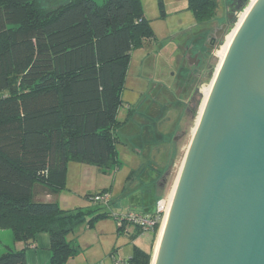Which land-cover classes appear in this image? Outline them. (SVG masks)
Returning a JSON list of instances; mask_svg holds the SVG:
<instances>
[{
	"label": "trees",
	"instance_id": "1",
	"mask_svg": "<svg viewBox=\"0 0 264 264\" xmlns=\"http://www.w3.org/2000/svg\"><path fill=\"white\" fill-rule=\"evenodd\" d=\"M137 2L67 0L44 9L36 0H0V230L23 244L1 252L0 264H27L25 252L39 232L49 236L48 264H65L79 248L67 239L76 224L123 215L34 197L64 189L71 160L117 165L123 77L134 43L148 31ZM214 6L204 0L195 9L188 0L198 20ZM142 233L135 227L132 235ZM149 260L150 251L134 245L118 264Z\"/></svg>",
	"mask_w": 264,
	"mask_h": 264
},
{
	"label": "water",
	"instance_id": "2",
	"mask_svg": "<svg viewBox=\"0 0 264 264\" xmlns=\"http://www.w3.org/2000/svg\"><path fill=\"white\" fill-rule=\"evenodd\" d=\"M214 71L151 264H264V0Z\"/></svg>",
	"mask_w": 264,
	"mask_h": 264
},
{
	"label": "rangeland",
	"instance_id": "3",
	"mask_svg": "<svg viewBox=\"0 0 264 264\" xmlns=\"http://www.w3.org/2000/svg\"><path fill=\"white\" fill-rule=\"evenodd\" d=\"M36 1L41 8L53 9L67 0ZM95 1L102 3L104 0ZM136 10L142 15L148 31L134 43L123 77L122 103L116 115V120L121 124L116 131L117 165L114 163L109 168H98L78 160L69 161L66 187L53 194V198L59 206L69 209H110L121 214L128 210L150 212L161 208L160 221L153 232L136 237L132 235L133 225L127 224L125 229L118 230L113 218H100L91 225L87 224V220L82 221L67 234V239L76 240L79 248L65 264H111L113 257L128 258L134 245L150 251L151 264L164 205L197 121L204 99L203 88L210 83L214 73L213 70L209 81L200 85L196 96L199 103L196 112L194 104L192 115L186 113L184 104L163 106L165 100L171 99L168 96L163 98L161 92L165 89L162 83L171 82L172 63L177 52L175 48L195 30L198 22L188 8V0H138ZM229 34L224 36V42ZM219 48L215 50L212 60L214 69L219 62ZM153 88L158 91L157 96ZM147 93H150V97L142 101ZM154 97L159 104L152 101ZM129 107L134 111L133 116H129ZM152 113L158 116L153 118ZM175 136L177 138L173 139ZM99 194L108 195L109 208L104 207L106 203L97 202L95 197ZM36 197L46 198L38 194Z\"/></svg>",
	"mask_w": 264,
	"mask_h": 264
},
{
	"label": "flooded vegetation",
	"instance_id": "4",
	"mask_svg": "<svg viewBox=\"0 0 264 264\" xmlns=\"http://www.w3.org/2000/svg\"><path fill=\"white\" fill-rule=\"evenodd\" d=\"M202 1L204 0H195V9L202 4ZM210 1L216 3V6L210 11H202L198 14L199 17H197L200 20L196 19L198 23L195 25V30L179 47L175 48L177 52L176 55L174 54V63H172L170 84L162 83L165 87L161 92L163 98L167 96L171 98L170 101L165 100L162 105L184 104V109L186 113H190L189 115L194 112V104L196 112L199 103L196 96L200 85L209 81L208 79L212 76L214 70L212 60L215 57V50L220 47L221 43H224V36L229 29L233 28L239 13L244 10L245 4L250 0ZM155 91L156 96L158 91ZM155 99L156 97L152 98V101ZM176 138V136L173 137V139Z\"/></svg>",
	"mask_w": 264,
	"mask_h": 264
},
{
	"label": "crops",
	"instance_id": "5",
	"mask_svg": "<svg viewBox=\"0 0 264 264\" xmlns=\"http://www.w3.org/2000/svg\"><path fill=\"white\" fill-rule=\"evenodd\" d=\"M69 162L67 165L66 172V181L67 176L69 175ZM53 194L55 193H42L38 195H44L45 199H39L36 196L34 197L38 201H55L53 198ZM57 202V201H56ZM65 208L64 206H60ZM69 209V208H65ZM34 242L29 245L27 248L26 255V263L27 264H48L50 258V250H49V236L46 232H39L35 234ZM70 240H73L70 238ZM23 246L20 242H14L12 238V234L9 230H0V253L3 252L6 248L12 249H20Z\"/></svg>",
	"mask_w": 264,
	"mask_h": 264
},
{
	"label": "built area",
	"instance_id": "6",
	"mask_svg": "<svg viewBox=\"0 0 264 264\" xmlns=\"http://www.w3.org/2000/svg\"><path fill=\"white\" fill-rule=\"evenodd\" d=\"M97 202L108 205L109 197L107 194H99L95 197ZM162 209L157 208L153 214H146L139 210H128L123 215L115 216L114 221L116 222L117 226L122 227V229L126 227L127 224L133 225L134 227H139L142 229L143 233L145 232H153L154 227L160 221V213ZM122 259H118L113 257L114 264L120 263Z\"/></svg>",
	"mask_w": 264,
	"mask_h": 264
},
{
	"label": "bare ground",
	"instance_id": "7",
	"mask_svg": "<svg viewBox=\"0 0 264 264\" xmlns=\"http://www.w3.org/2000/svg\"><path fill=\"white\" fill-rule=\"evenodd\" d=\"M252 1H254V0H251V2H252ZM248 6H249V5H248ZM247 8H248V7H247ZM246 11H247V9H246V10H245V11L239 16L238 21H237V23H236L234 29L230 32V34H229L228 37H227V41H226V39H225V42H224V43L221 45V47H220L221 49L219 48L220 50H218V57H219L220 60L222 59V57H223V55H224V53H225V51H226L227 45L229 44V41H230V39H231V37H232V35H233L235 29L238 27V24L240 23L241 19H242L243 16L245 15ZM225 43H226V45H225ZM215 74H216V71H214L210 83H209L206 87L203 88L204 99H203V102H202V104H201V107H200V111H199L198 117H199V115H200V113H201V109H202V107H203V104H204V102H205V99L207 98V95H208V92H209V89H210V87H211V83H212V81H213V79H214ZM197 119H198V118H197ZM196 122H197V121H196ZM173 188H174V185H173ZM173 188H172V190H171V192H170V194H169V197H168V199H167V201H166V203H165V205H164V216H163L162 223H161V227H160V230H159V233H158L157 241H156V244H155V249L157 248V244H158V241H159V239H160V234H161L162 229H163V226H164L165 218H166L167 212H168V210H169V205H170L171 197H172V194H173ZM162 208H163V207H162Z\"/></svg>",
	"mask_w": 264,
	"mask_h": 264
}]
</instances>
